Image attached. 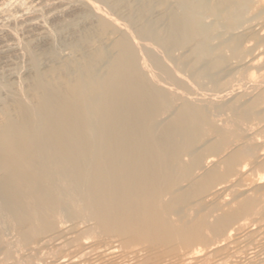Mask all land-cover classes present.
Instances as JSON below:
<instances>
[{
    "label": "bare ground",
    "instance_id": "1",
    "mask_svg": "<svg viewBox=\"0 0 264 264\" xmlns=\"http://www.w3.org/2000/svg\"><path fill=\"white\" fill-rule=\"evenodd\" d=\"M0 19V264H264V0Z\"/></svg>",
    "mask_w": 264,
    "mask_h": 264
},
{
    "label": "rangeland",
    "instance_id": "2",
    "mask_svg": "<svg viewBox=\"0 0 264 264\" xmlns=\"http://www.w3.org/2000/svg\"><path fill=\"white\" fill-rule=\"evenodd\" d=\"M28 1H31V0H28ZM28 1L26 0V2H28ZM11 7H12V6H11ZM11 7H10V9L14 10V8H11ZM64 18L67 19L68 17H64ZM1 21H3V20L0 19V22H1ZM49 23H50V24H49ZM51 23L53 24V22L49 20L46 26H47V28H49L48 25H49V26L51 25L49 29H50V31L53 30L52 34H54V36H55V39H54V41H53V44H54L55 47L60 48V50L63 51L64 48H65V47H64L65 45H62V44L65 43L66 40H68V39H67L68 37L66 36V34H62V35H65V36H64L65 38L67 37L65 40H63L64 38H63V36H62L61 34H57V35H55L56 33L54 32V25L52 26ZM54 24H55V23H54ZM1 25H3L2 22H1L0 26H1ZM13 26H14L13 29H14V31H15V34L17 35V33H18L17 36H19L20 33L22 32L21 35H20L19 37L16 36L18 40L21 38V39L19 40L20 42H23L25 39H27V40H25V42H28V41L31 39L30 37H32V33H31V35L29 34V32H28V34H26V36H30L29 39H28V38L25 36V30H24L23 28L19 27V24H16V25H13ZM20 26H21V25H20ZM15 27H16V29H15ZM51 27H52V30H51ZM17 29H20L19 31H21V30H22V31L19 32ZM16 31H17V32H16ZM26 33H27V31H26ZM60 35H61V37H59ZM56 36H57V37H56ZM24 37H25V39H23ZM32 38H33V37H32ZM53 38H54V37H53ZM56 38H57V39H59V38H63V39H59V40H57ZM22 39H23V40H22ZM21 40H22V41H21ZM31 40H32V39H31ZM55 40H57L58 42L60 41L59 43L62 45V47H61V45L59 46V43H58L57 41L55 42ZM62 40H63V41H62ZM19 41H18V42H19ZM61 41H62L63 43H61ZM20 42H19V43H20ZM31 42H32V41H30L29 43L31 44ZM1 45H2V44H1ZM1 45H0V47H1ZM61 48H63V49H61ZM58 50H59V49H58ZM61 51H60V52H61ZM21 52L24 53L23 51H21ZM65 52H67V48H66V51H65V50L63 51V53H65ZM22 53L18 56L20 59H18L16 56L11 57V58H14V57L17 58L18 61H17V59H12L13 61H12V63H11V62H10L11 58H10V60H6V61H8V64L10 63L9 65L7 64L6 61H4L5 58H4V59L2 58V60H1V56H0V63L2 62L1 64H3V63L6 62V63H5V64H6L5 69L3 68L5 65L3 64V67H2V65L0 64V67H1V68H0V73L3 71L2 68L4 69V71H3L2 73H4L5 71H8V70L11 69V68L13 69V68H17V67H18L17 70H18L19 72L21 71L20 75H21V76L25 75L26 70H27V68H28V65H27V64H29V62H28V57H27V55H26V54H22ZM23 55H24V56H23ZM25 56H26V57H25ZM22 59H23V60L27 59V63L25 64L24 62H26V60L23 62ZM15 60H16V62H15ZM3 61H4V62H3ZM19 61H21L20 63H22V64H20ZM14 63H15V64H14ZM16 63L18 64V66H17ZM19 64H20V65H19ZM23 64H25V65H23ZM7 65H8V70H6V69H7ZM10 65H11V66L14 65V67H11ZM21 65H22V66H21ZM16 66H17V67H16ZM19 66H20V67H19ZM25 66H27V67H25ZM9 67H10V68H9ZM21 67H22L23 70H21ZM19 68H20V70H19ZM25 68H26V69H25ZM1 70H2V71H1ZM22 71H23V72L25 71V73L22 74Z\"/></svg>",
    "mask_w": 264,
    "mask_h": 264
}]
</instances>
